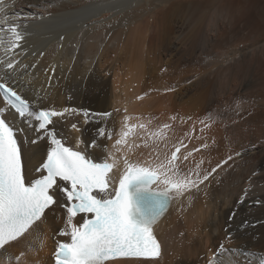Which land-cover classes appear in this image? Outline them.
<instances>
[{"label": "bare ground", "instance_id": "obj_1", "mask_svg": "<svg viewBox=\"0 0 264 264\" xmlns=\"http://www.w3.org/2000/svg\"><path fill=\"white\" fill-rule=\"evenodd\" d=\"M5 2L9 15L17 18L12 22L20 23L24 33L22 47L16 50L22 54L16 58L29 65L12 86L34 110L75 108L89 113L87 118L83 111L53 118L51 127L66 146L102 162L115 153L113 144L128 116L132 118L128 124L145 123L152 131L170 124L168 149L182 140L187 147L181 154L192 152L181 164L183 171L201 160L202 174L216 168L198 191L173 200L158 222L160 259L107 264H210L221 243L231 250L216 255L223 264H261L264 0ZM244 30L246 34H237ZM0 112L17 132L24 177L31 185L42 177L41 161L50 140L35 129L34 119L20 118L1 99ZM106 112L111 116L92 115ZM101 127L112 133V139L98 136ZM142 135L138 130L137 143H142ZM164 143L159 144L161 154L168 150ZM154 147L150 142L130 159L148 158ZM114 174L118 176L119 170ZM57 197L65 202L59 191ZM46 217L26 238L0 250V264H20L22 250L35 264L54 263L57 242L69 237L56 235L63 227V209L57 207L55 215L49 211ZM75 222L81 223L82 216Z\"/></svg>", "mask_w": 264, "mask_h": 264}, {"label": "snow or ice", "instance_id": "obj_2", "mask_svg": "<svg viewBox=\"0 0 264 264\" xmlns=\"http://www.w3.org/2000/svg\"><path fill=\"white\" fill-rule=\"evenodd\" d=\"M9 7L5 0H0V52L3 53L0 55V96L20 118L34 119L35 129L50 140L51 147L46 160L41 161L42 178L26 186L24 154L17 132L6 118H0V249L7 250L8 246L26 238L37 222L47 218V212L55 215L59 207L63 209L64 219L63 227L56 235L69 237V241L57 242L54 264H107L121 258L157 261L162 257V246L155 236V225L173 200H179L193 190L198 191L216 168L202 174L201 160L194 168L183 171L181 164L192 152L181 154V149L187 147L182 140L168 149L167 132L171 125L165 123L152 131L145 123L128 124L132 119L128 116L113 144L119 156L110 153L97 163L82 151L66 146L62 137L58 138L55 127H51L53 118H63L66 113L79 111H83L87 118L89 113L75 108L34 110L30 101L12 86L11 81L18 74L27 73L29 65L16 58L22 54L16 50L22 47L24 33L20 23L12 22L17 18L9 15ZM31 67L35 69L36 63ZM48 71L45 70L46 76ZM51 71L54 74L55 70ZM92 115L107 118L111 113ZM72 128L79 131L75 123ZM138 130L144 133L139 137L142 143L134 139ZM97 132L100 137L112 139V133L103 127ZM150 142L156 147L151 149L148 158L130 159L136 149L150 147ZM161 142H165L164 148L168 149L163 154L159 150ZM114 170H119L118 176ZM57 191L63 195L64 203L59 202ZM81 214L82 222H75ZM226 239L230 241L231 238ZM228 251L231 250L221 243L218 253L210 258V264H223L216 255ZM21 257L24 259L20 264H35L27 259L26 250H22L17 259Z\"/></svg>", "mask_w": 264, "mask_h": 264}, {"label": "rangeland", "instance_id": "obj_3", "mask_svg": "<svg viewBox=\"0 0 264 264\" xmlns=\"http://www.w3.org/2000/svg\"><path fill=\"white\" fill-rule=\"evenodd\" d=\"M247 33V30H244L243 32H241V33H237V34H239V35H244V34H246ZM261 111H264V109H261Z\"/></svg>", "mask_w": 264, "mask_h": 264}]
</instances>
